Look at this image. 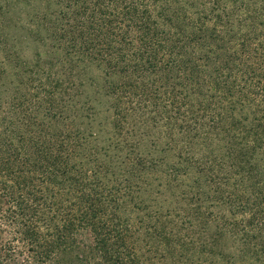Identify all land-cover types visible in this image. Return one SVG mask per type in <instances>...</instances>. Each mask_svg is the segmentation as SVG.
Returning a JSON list of instances; mask_svg holds the SVG:
<instances>
[{
    "label": "trees",
    "instance_id": "trees-1",
    "mask_svg": "<svg viewBox=\"0 0 264 264\" xmlns=\"http://www.w3.org/2000/svg\"><path fill=\"white\" fill-rule=\"evenodd\" d=\"M88 1L94 3L90 14L71 10ZM202 1L65 0L60 17L69 18L71 27L54 28L53 38L73 35L65 56L75 54L85 67L77 71L69 59V69L54 72L61 60L52 47L42 57L48 67L18 72L19 85L0 84V95L13 90L16 102L22 101L17 112H34L23 113L22 131L12 130L13 120L7 121L8 133L0 128V264H156L144 254L138 234L163 246L161 258L170 264H264V225L256 223L264 216V167L244 153L247 137L239 134L238 123L230 126L223 117L207 127L203 119L212 107L208 88L221 90L225 99L234 95L228 72L239 60L225 51L224 41L218 43L208 15L201 16L206 12L188 16ZM263 25L252 29L254 40L264 35ZM35 40L44 44L41 37ZM263 42L262 50L258 45L249 52L246 43L240 53L248 54V69L264 76ZM127 46H138L135 56L126 53ZM165 51L172 60L163 65L159 54ZM104 58L116 59L108 61V70L122 81L109 79L108 71L105 85L87 80L91 89L105 90L113 113L112 129L97 145L88 114L95 107L84 111L81 101L93 99L81 77ZM21 88L30 99L18 95ZM191 90L198 106L190 102ZM140 91L143 106L126 109L125 100ZM28 103L30 108L20 109ZM36 111H44L48 125L33 117ZM253 116L249 140L264 146V103ZM205 202L210 210L203 216ZM136 211L135 219L126 216Z\"/></svg>",
    "mask_w": 264,
    "mask_h": 264
},
{
    "label": "rangeland",
    "instance_id": "rangeland-1",
    "mask_svg": "<svg viewBox=\"0 0 264 264\" xmlns=\"http://www.w3.org/2000/svg\"><path fill=\"white\" fill-rule=\"evenodd\" d=\"M79 6H73L71 10L86 11V13L90 14L91 10L94 8V3L88 1L80 4ZM63 7H67L65 0H0V69H4L6 72L3 75L0 74V79H2L0 84H5L9 87H13V83L19 85L20 83L18 77L16 76L18 72L22 71L23 73V71H25L27 74H29L27 71H31L32 69H42L43 67H48V64H44L45 61H42V57L44 60H46L49 49L53 51L52 47L59 53L58 56L61 60V62L56 63L57 67L56 69L54 68V72L61 73L60 71L69 69V59L70 64L76 63L78 65L77 71H80L85 67V62H83V60H79L75 54H72L70 58L69 55L67 57L65 56L69 53V38H73V35H67L64 39L60 38L61 41L59 39L53 38L54 28H57V30L59 29V31L62 32L64 27H71L69 24V18L64 21L61 20L60 12L64 9ZM156 12H158V10H156L155 13ZM203 12L206 13L202 14L201 16L208 15L210 19L207 26L214 27L216 29V33L219 38L218 43L224 41L226 43L225 51L229 54L238 55L236 57L239 60L234 69L229 72L227 71L229 74L233 75L232 79L235 80L234 84L236 83V86L233 90L234 95L225 99L223 97L224 92L221 90H216L213 85L212 88H208L207 94L209 99L212 100V107L209 108V110L207 109L203 111V119L207 123V127H213L212 125L214 122H218L223 117H227L226 123L230 126L234 123H238V131H240L239 134L247 137L246 147L242 148L244 153L246 152V156L249 155L250 158H254L252 163H256L264 167V146L257 145L254 147L251 140H249L248 133V127L252 124L254 117V110L258 105L264 103V76L260 74V70L254 71L250 68L248 69L244 61L247 59L246 56L248 54L245 55L243 53L242 55L240 53L242 45H245L246 43H248L247 46L250 48V50H248L249 52H251L253 49L257 50L259 47L260 50L263 49V46L260 45V41L264 40V35L261 34L262 36L258 40H254L253 37L256 35H252V33L254 34L252 29H254L255 26H258V28L261 30L259 23L264 21V0H203L202 2L197 3L196 8L190 9L188 11V16L192 19H196L197 13ZM16 24H19V26L25 28L21 31H17L15 26ZM50 29L53 31H50ZM114 34L117 35L116 32H114ZM39 37L44 40V44H39V42L35 40ZM117 38L120 37L117 35ZM222 45H224V43H222ZM258 45L260 46L258 47ZM104 46L106 49V45ZM137 49L138 46H127L125 51L126 53H129L130 56H135V51H137ZM104 52L107 51L105 50ZM8 58L11 60L17 58V63L20 64H17L13 60L9 61ZM159 58L160 62L165 65L167 62L172 60V55L169 51H165L159 54ZM104 59L105 61H103V63H99V65L101 64V67L99 66L98 68L96 64L93 63L87 67L85 74L82 72L83 77H81V79H84V82H87L86 89H89L88 94L91 95L93 99V101L89 104H87L84 99L81 101V103L84 104V111L87 109V105L95 107L93 110H89L88 114L92 115L93 117L92 131L95 132V135L98 138L94 143L97 145H99L98 140L101 141L104 138L103 135H108V131L112 129L113 113L107 104L105 90L102 89L101 91L100 88L91 89L88 85L89 81L87 80L93 79L96 81L97 85H105V78L107 77L106 71H108L107 73H110L111 75L109 79H112L117 83L122 81L121 76L118 75V72L117 74H112V72L108 70V61L115 62L116 59ZM130 62L131 61L129 60L128 63ZM16 65L20 66V70L17 69ZM132 65H134V61H132ZM29 67L31 68L29 69ZM132 69L133 66L130 71H132ZM119 70L120 69H118V71ZM30 74L33 75L34 80L39 79L38 74L35 75L31 72ZM126 75L127 77L130 76L129 78L132 79L136 78L135 76H132V74ZM21 86L23 87V85ZM29 90L31 91V88ZM191 92L192 100L190 102L195 105L197 104L196 106H198V99H194L195 93L192 90ZM18 95L20 97H22V95H26L24 97L27 100L31 98L30 94L28 93V89L25 88L18 90ZM141 96L142 92L140 91L138 94L133 95V101L125 100V108L130 110L135 105L138 107L141 105L143 106L144 102L140 100ZM86 100H88V98H86ZM16 101L17 100L14 96L13 90H10L9 93L4 92V94L2 92L0 95V124L2 121H4V125L2 124L0 128L4 129L5 133H8L6 132L7 130H11L10 128L6 127L8 120H13L15 123L16 127L12 128V130L19 132L25 128V123L27 122V119H23L22 117L23 113H26L27 115L34 113L31 110H23L22 112L18 110L17 112V108L15 106L17 103L22 101ZM231 102H233V108L231 107ZM28 107L30 108L29 103L20 109H27ZM183 111L186 112L187 110L183 109ZM41 113L38 114L36 111L35 116L33 117L37 118L39 123H45L48 125L47 119ZM17 115L18 119L16 118ZM39 128H37V134L43 129ZM48 128L53 130L50 127ZM213 129L218 128L214 127ZM242 132H244V134H242ZM217 133L219 136H222L224 131L220 130ZM154 138L156 139L157 137ZM13 139L15 142H18L15 137H13ZM153 141V139L151 141H147L148 149L152 147ZM103 144L104 143H100L101 146ZM19 147H21V144H19ZM99 149L100 148L96 147L93 148L96 159H98ZM112 149H114V147H112L111 150ZM96 152H98V154H96ZM115 152L118 151L115 150ZM118 153L121 155L122 151H119ZM101 158L102 156H99V159ZM168 160L170 163L177 162V159L174 158ZM247 163L248 162H246V166L244 165V170L249 169V167H247ZM244 170L242 175H244ZM188 178L189 176L184 180H187ZM148 187L149 186H146L145 189ZM207 202L203 203L201 207L204 210L203 216L206 215V213L210 210V208H208L209 206ZM260 210H262V208H260ZM248 213L250 215L251 212ZM137 215V211L133 212L132 214L126 213V216H129L132 219H135ZM226 215L229 217V221L234 219L233 216H231L228 212H226ZM165 217L168 219V217L172 218L175 217V215H167ZM166 218H164V220ZM240 218L241 216L238 217V219ZM263 220L264 216L263 214H260L256 223L260 226H263ZM145 224L146 227H148L149 221H147ZM136 226L139 227V224ZM146 227H143L142 229L146 230ZM138 236L139 234L136 235V240L140 241L142 249L145 251L144 254L149 259H152L156 264H170L169 261H163L161 258L162 256L166 255L163 252V246H159L155 239H147L148 236H146V234L145 236L142 234L145 241L139 239ZM237 264L242 263L237 260Z\"/></svg>",
    "mask_w": 264,
    "mask_h": 264
}]
</instances>
